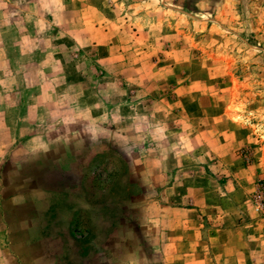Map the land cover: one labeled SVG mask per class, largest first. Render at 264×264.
Wrapping results in <instances>:
<instances>
[{"label":"rangeland","instance_id":"374dc122","mask_svg":"<svg viewBox=\"0 0 264 264\" xmlns=\"http://www.w3.org/2000/svg\"><path fill=\"white\" fill-rule=\"evenodd\" d=\"M0 172L51 182L60 264H197L182 218L258 222L264 264V0H0Z\"/></svg>","mask_w":264,"mask_h":264},{"label":"crops","instance_id":"0c3cea01","mask_svg":"<svg viewBox=\"0 0 264 264\" xmlns=\"http://www.w3.org/2000/svg\"><path fill=\"white\" fill-rule=\"evenodd\" d=\"M35 178L32 177L31 180L25 181L22 176L18 180V178L14 179L6 174L2 176L0 172V214L4 218L8 212H12L14 215L13 221H7L5 224L8 228H12L10 233L12 237L16 238V241L12 242L10 246L15 252L17 251L18 261L21 264L40 263L43 256H49V258L54 260V264H60V261L57 259L59 255L53 250L54 243L50 237H38L36 235L32 240H30V238L27 239V236L29 237V232H36V229L40 225V219L38 218L39 213L37 211L38 204L46 197V194H49V196H56L57 193L56 191H51L50 181L42 183L40 178L39 180L37 176ZM27 183L32 184L33 189L31 187L30 189L36 191V198L25 194V184L27 185ZM187 212L196 213L199 219L198 215L200 212L195 210H188ZM225 214L227 213H224L222 217L218 215V219H222L223 221L226 220ZM178 221L180 222L178 231H180L181 234L180 238L177 239L176 252L178 255L181 253L183 254L180 257L183 261L186 256H198L199 260L197 264L206 263L208 258L220 264H232L236 261L237 264H240L241 261H244L243 254L246 250L253 249L254 242L258 241L261 236L259 232V235L256 236L257 238L254 237L257 231L261 230V226L258 222L246 224L242 221H236L232 226L215 228L208 233L205 241H200L198 227H196L197 224L193 223L190 225L191 221L185 218ZM197 222L199 226L200 221ZM19 232L20 236H25L21 241L17 238ZM239 241L244 242V244H239ZM230 242H233L236 247L234 251V246L230 244ZM257 246L258 244L256 243L255 247L257 248ZM21 247L25 249H20ZM2 259L4 261L3 256ZM255 262L259 263L258 260ZM255 262L254 258L250 256H247V259L244 261L245 264H254ZM83 264H103V262L99 258H92L90 261H86Z\"/></svg>","mask_w":264,"mask_h":264}]
</instances>
